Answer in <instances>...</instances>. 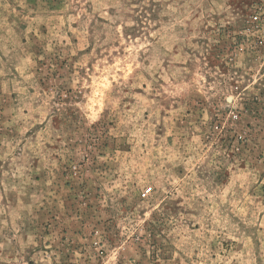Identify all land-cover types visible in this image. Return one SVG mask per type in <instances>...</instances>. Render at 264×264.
<instances>
[{"label":"rangeland","instance_id":"rangeland-1","mask_svg":"<svg viewBox=\"0 0 264 264\" xmlns=\"http://www.w3.org/2000/svg\"><path fill=\"white\" fill-rule=\"evenodd\" d=\"M0 264H264V0H0Z\"/></svg>","mask_w":264,"mask_h":264}]
</instances>
